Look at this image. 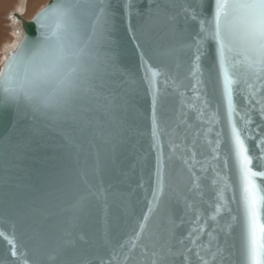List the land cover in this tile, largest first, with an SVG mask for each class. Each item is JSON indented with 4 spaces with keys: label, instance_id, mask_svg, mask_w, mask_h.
<instances>
[{
    "label": "snow or ice",
    "instance_id": "6c2138e0",
    "mask_svg": "<svg viewBox=\"0 0 264 264\" xmlns=\"http://www.w3.org/2000/svg\"><path fill=\"white\" fill-rule=\"evenodd\" d=\"M35 22L39 37L0 68V106L57 131L70 163L52 199L0 219V264H264V0H56ZM134 136L132 168L154 160L139 216L107 179L128 176L120 155ZM30 216L59 219L30 244Z\"/></svg>",
    "mask_w": 264,
    "mask_h": 264
},
{
    "label": "water",
    "instance_id": "95a60500",
    "mask_svg": "<svg viewBox=\"0 0 264 264\" xmlns=\"http://www.w3.org/2000/svg\"><path fill=\"white\" fill-rule=\"evenodd\" d=\"M54 2L56 0H48L29 19L23 18L19 12L14 13L15 18L20 21L22 33L18 43L8 56L26 39L35 40L39 37L40 29L35 22L36 18ZM112 2L118 4L120 0H112ZM159 2L164 5L171 3L172 0H159ZM133 22L137 21L134 19ZM125 30L126 25L118 19L115 39L122 46H125ZM122 62L126 67H133L126 56L122 58ZM4 63L5 61L1 68ZM134 102L138 107L143 104L138 95L134 96ZM176 107H178L177 101L174 98H169L167 115L171 116ZM133 118V115L130 114L129 122H132ZM256 121L259 122L258 117H256ZM140 126L143 128V124ZM210 138L212 137L210 136ZM136 139L137 137L134 136L132 141L121 149L120 169L122 172L128 173V176L125 177L114 171L107 179L113 184L114 191L127 194L125 202L128 209L135 216H139L142 210H146V201L145 189L138 188L137 184L140 182L141 175L147 180L154 160L150 157L143 169L140 166L132 168L135 163L136 150L131 148V143H134ZM138 139L140 143L137 145V149L140 152L147 151L148 138L139 137ZM249 145L251 149L258 151L254 141H250ZM85 147L86 150L92 151V149H87V145ZM67 152L68 148L57 131L44 127L39 121L34 123L30 117L24 115L23 110H18L14 106H0V219L19 220L31 207L41 205L46 199H52L56 195L55 189L62 184L66 177V169L70 163L66 155ZM208 175L211 176L212 173L209 172ZM184 179L185 177H177L178 182H183ZM202 184L208 188L210 180L203 179ZM213 195L214 193L208 190L204 199L210 200ZM230 195L231 193H229ZM233 207L235 206L233 205ZM201 210L207 215V204H201ZM58 219L57 216H49L48 219L41 216L28 217L24 225V228L27 229L24 238L30 244L33 243V240L30 239L33 228L42 234L46 233L51 229V225L57 223ZM124 220L125 216L121 214V229L126 232L128 226L124 224ZM127 220L130 225L133 222V216L129 215ZM98 221L99 213L96 214L95 221L85 226V231H88L92 237L90 244L100 242V233L96 231L99 227ZM211 223L210 221L209 224L211 225ZM29 225L31 227H28ZM189 226L188 223L182 226V231L185 234ZM0 227L6 228L7 225L0 223ZM24 228L21 231H24ZM208 230H211V227ZM203 239L206 241L207 236H204ZM2 249L3 244L0 243V251Z\"/></svg>",
    "mask_w": 264,
    "mask_h": 264
},
{
    "label": "rangeland",
    "instance_id": "374dc122",
    "mask_svg": "<svg viewBox=\"0 0 264 264\" xmlns=\"http://www.w3.org/2000/svg\"><path fill=\"white\" fill-rule=\"evenodd\" d=\"M5 1L6 0H3V4L2 5H4L6 3ZM47 1L48 0H38L37 3H36V8H35L36 11H38ZM19 2H21V1H19ZM15 3H16V1H15ZM15 3H14V5H15ZM6 6H8V7L6 8L5 11L3 10V13L1 14V16H2V18L4 20L3 22L7 26L6 27L7 36H8V38H10L9 40H11V41L16 40L17 41V39L19 37L18 35H19V33L22 32V30H21L20 22L17 21L16 19H13V14L15 13V11H17L18 6H17V9L15 7H9V4H6ZM22 16L25 17L24 15H22ZM25 18H27V19L31 18V15L28 16V17H25ZM9 40H7V41H9ZM2 42L3 41L0 38V53H1V50L3 49ZM4 61H5V59H2V60L0 59V68L2 67V64H3Z\"/></svg>",
    "mask_w": 264,
    "mask_h": 264
},
{
    "label": "bare ground",
    "instance_id": "6f19581e",
    "mask_svg": "<svg viewBox=\"0 0 264 264\" xmlns=\"http://www.w3.org/2000/svg\"><path fill=\"white\" fill-rule=\"evenodd\" d=\"M19 1H21V2L17 3L18 4V9L15 12H19V14L21 16L24 15L25 17H28V16L31 15V17H32L35 14L36 3H37L38 0H25V1L24 0L23 1L19 0ZM2 4H3V0H0V6ZM25 17H23V18H25ZM13 19H16L14 14H13ZM25 19H27V18H25ZM21 33H19L18 39L21 37ZM8 39H10V38H8ZM18 39H17V41L16 40H13V41H11V40H9V41L2 40L3 41L2 42L3 49L1 50V53H0V57H1L0 59L1 60L2 59H6L8 57V54L10 53V51L13 50L14 47L16 46V44L18 43Z\"/></svg>",
    "mask_w": 264,
    "mask_h": 264
},
{
    "label": "crops",
    "instance_id": "0c3cea01",
    "mask_svg": "<svg viewBox=\"0 0 264 264\" xmlns=\"http://www.w3.org/2000/svg\"><path fill=\"white\" fill-rule=\"evenodd\" d=\"M15 1H16V3H15ZM19 2V0H6V3L4 4V5H1L0 6V38L2 39V40H5V41H7V39H8V36H7V30H6V24L3 22L4 20H3V18H2V16H1V14L3 13V10L5 11L6 10V8L8 7V6H6V4H9V7H15L16 9H17V6H18V3ZM14 3H15V5H14ZM14 5V6H13ZM4 7V8H3ZM2 19V20H1ZM9 40V39H8Z\"/></svg>",
    "mask_w": 264,
    "mask_h": 264
}]
</instances>
